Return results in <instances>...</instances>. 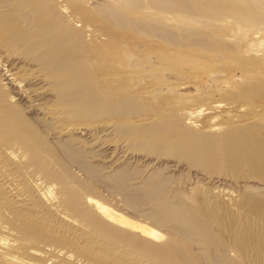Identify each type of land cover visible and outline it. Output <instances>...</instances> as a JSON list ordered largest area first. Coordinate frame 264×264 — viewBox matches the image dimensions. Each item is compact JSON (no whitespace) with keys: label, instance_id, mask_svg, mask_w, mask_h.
<instances>
[{"label":"bare ground","instance_id":"bare-ground-1","mask_svg":"<svg viewBox=\"0 0 264 264\" xmlns=\"http://www.w3.org/2000/svg\"><path fill=\"white\" fill-rule=\"evenodd\" d=\"M263 186L264 0H0V264H264Z\"/></svg>","mask_w":264,"mask_h":264},{"label":"rangeland","instance_id":"rangeland-1","mask_svg":"<svg viewBox=\"0 0 264 264\" xmlns=\"http://www.w3.org/2000/svg\"><path fill=\"white\" fill-rule=\"evenodd\" d=\"M155 164V163H154ZM153 164V165H154ZM186 167V166H185ZM187 170V171H186ZM189 169H184L182 170L180 173H178L179 175V181L185 185V184H188V183H197V182H202L200 183L201 186L205 187V183H204V180H202L204 178V176H201V175H198V173L196 171H191ZM200 173L202 171L198 170ZM168 174H171V170L169 171H166ZM194 172V173H193ZM177 174V173H176ZM204 174V172H203ZM193 175V176H192ZM198 175V176H197ZM191 181V182H190ZM224 181V180H223ZM193 182V183H192ZM217 182V184H216ZM219 186L218 188H221V189H226L227 190H232V188L234 187L233 185H231L229 182H222V180H220L218 182V180H214L212 182V185L211 186ZM262 188V186H260ZM264 188V186H263ZM234 189V188H233ZM104 197V198H103ZM107 197V198H106ZM108 198L110 200H108ZM121 198V197H120ZM101 199L102 201H104L105 203H107L109 205L110 208H112L116 213H119L120 215H124V216H127L129 218H132V219H135V220H140V221H143L144 219L141 218L140 216H138L137 214L133 213V211H131L130 209H128L127 207H124V206H121V204H117V199L120 201L119 198H116L114 196H111V194H108V193H104L103 196H101ZM113 199V201H112ZM109 201V202H108ZM113 204V205H112ZM120 209V210H119ZM147 210L149 211L151 209V207H145L143 210ZM118 210V211H117ZM145 210V211H146ZM128 213V214H127Z\"/></svg>","mask_w":264,"mask_h":264}]
</instances>
